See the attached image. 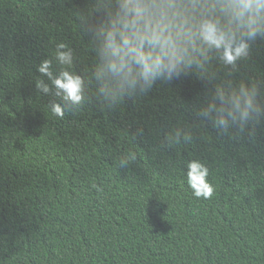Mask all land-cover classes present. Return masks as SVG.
<instances>
[{
    "label": "trees",
    "instance_id": "trees-1",
    "mask_svg": "<svg viewBox=\"0 0 264 264\" xmlns=\"http://www.w3.org/2000/svg\"><path fill=\"white\" fill-rule=\"evenodd\" d=\"M82 15L102 19L94 0H0V264H264V120L227 136L195 114L223 80L264 84V40L236 71L214 61L212 82L157 81L115 108L90 84L89 102L60 119L37 67L65 42L87 78ZM189 125L191 143H167ZM129 149L137 161L118 167ZM193 159L209 169L211 198L188 184Z\"/></svg>",
    "mask_w": 264,
    "mask_h": 264
},
{
    "label": "clouds",
    "instance_id": "clouds-1",
    "mask_svg": "<svg viewBox=\"0 0 264 264\" xmlns=\"http://www.w3.org/2000/svg\"><path fill=\"white\" fill-rule=\"evenodd\" d=\"M102 19L81 16L95 52L87 78L73 70L74 53L65 42L55 45L50 58L37 71L50 82L36 80V88L51 93L53 115L64 119L77 113L92 95L106 108L119 106L125 98L148 94L157 81L171 82L195 74L212 82L217 77L214 61L232 71L249 57L252 44L264 40V0H94ZM264 84L252 80H223L209 91L196 116L211 122L218 133L231 136L254 131L264 120ZM194 127L174 128L165 139L169 145L191 143ZM137 161L129 149L117 162L127 168ZM208 167L199 160L187 164V180L197 197L211 198Z\"/></svg>",
    "mask_w": 264,
    "mask_h": 264
}]
</instances>
